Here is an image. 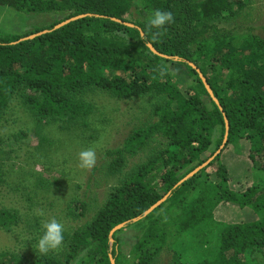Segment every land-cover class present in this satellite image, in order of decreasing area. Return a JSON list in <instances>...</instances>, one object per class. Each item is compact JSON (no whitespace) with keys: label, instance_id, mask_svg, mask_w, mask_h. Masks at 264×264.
Returning <instances> with one entry per match:
<instances>
[{"label":"trees","instance_id":"1","mask_svg":"<svg viewBox=\"0 0 264 264\" xmlns=\"http://www.w3.org/2000/svg\"><path fill=\"white\" fill-rule=\"evenodd\" d=\"M252 1L0 0L1 11L33 15L37 23L48 17L25 32L21 20L17 28L0 25V162L12 158L20 140L29 144V129L6 132L24 115L38 136V150L49 152L62 130L78 149L95 147L108 133V123L92 94L148 100V113L156 117L127 134L121 147L106 150L118 155L108 169L122 174L123 182L109 192L93 219L63 227L57 252L33 249L52 218L43 222V215L30 214V199L25 210L0 207V234L14 237L0 248V264H110L109 254L115 264H158L164 248L171 252L166 264H264V37L253 26H220ZM154 10L171 11L175 18L159 36L147 23ZM41 30L48 31L19 41ZM146 43L180 60L156 55ZM187 61L206 77L228 119L222 148L223 114ZM44 129L55 136L49 140ZM153 137L160 143L146 160L128 166L127 154L146 151ZM227 149L230 155L223 157ZM217 150L204 167L178 183ZM54 156L50 152L42 172L24 169L31 176H23L20 189L52 192L48 197L63 204V209L55 207L66 214H58V221L82 215L84 203H73L58 191L69 173ZM3 178L0 169V183ZM167 193L150 213L132 220ZM233 206L244 218L222 219ZM28 214L32 217L23 221ZM128 220L109 237L114 226ZM132 228L136 242L124 253L121 237ZM29 249L31 258L25 256Z\"/></svg>","mask_w":264,"mask_h":264},{"label":"rangeland","instance_id":"2","mask_svg":"<svg viewBox=\"0 0 264 264\" xmlns=\"http://www.w3.org/2000/svg\"><path fill=\"white\" fill-rule=\"evenodd\" d=\"M21 20V23L19 22ZM48 21V17L44 16L41 22L36 21V17L31 15L26 17L25 14L17 13L15 11H1L0 10V25L5 29H11L13 27L20 26L21 31L25 32L28 28L32 27L30 24L35 22L37 25L45 23ZM18 23H20L18 25ZM237 23V24H236ZM239 23V24H238ZM35 25V24H34ZM234 25H244L255 27L256 33L264 37V0H253L249 6L244 9L238 16H235L233 19L224 20L221 22L220 26L230 27ZM174 73H179L180 70L172 67ZM181 75V74H180ZM94 103L97 108V111L104 113L103 122L108 123V133H104L98 141L96 140V146L93 147L96 152V165L92 169H84L80 167L78 154L83 151V149H78V145L75 144L71 139H67L69 133L66 131H59L57 138H55L51 143L50 151L48 150H38V136L34 133L33 125L28 119L29 125L27 126L25 115L21 118V122L17 125H11L8 131H14L19 127L23 126L25 129H29L28 138L29 144H26V139L20 140L19 143H23L20 148L16 146L12 158L9 160H2L0 162V169L3 171L4 180L0 183V207H9L15 208L19 206L22 210H25L29 207L28 201L31 203V212L32 215H38L42 210L44 213V220L48 217L55 218L59 216L58 214L64 215L65 212L58 210L56 207H62L63 204H58L57 200L53 195L48 197V194L52 192H47L43 188H37V190L32 193L30 190L21 191L20 185L21 180L24 175V169L35 172H42L43 162L49 157L50 152L53 151L54 157L53 160H59L58 162L65 173H69V177L66 174L67 185L59 186L58 191L63 192V196L67 199H70L73 203H84L85 209L82 215L79 216H68L65 219L60 220L59 222L66 226L77 227L79 223L87 222L93 219L98 208L105 201V198L109 192L114 188L119 186L122 181V174L112 173L108 169V163L112 160H115L118 157L117 154L109 153L107 149H115L118 146H122V142L127 134L131 133L137 128H143L148 122V124L156 119L153 115H149L150 105L148 100L142 98H134L131 100H116L115 98L109 96L108 94H92ZM146 127V126H145ZM49 133L48 139L51 140L52 136H55L54 132L49 130H43ZM7 139V138H6ZM161 139V138H159ZM162 140V139H161ZM158 141L157 137H153L149 144L146 145V151L139 150L133 155L127 154V158L130 157L129 165H136L146 160L148 153L150 154L152 148L156 145ZM159 142V141H158ZM160 143V142H159ZM158 143V147L161 144ZM71 147H69V145ZM78 150H73V148ZM161 147V146H160ZM4 148V147H2ZM151 148V151H150ZM7 149V148H5ZM229 149L225 150L222 154L223 157H228L230 155ZM39 158V159H38ZM36 159V160H35ZM127 167V165H126ZM129 168V167H127ZM52 169V167H51ZM126 170V169H125ZM49 172V171H48ZM45 174V173H44ZM47 174V173H46ZM28 175L26 176L29 178ZM30 181V180H28ZM63 184V183H62ZM56 195V194H54ZM30 199V200H29ZM58 204V205H56ZM28 206V207H27ZM56 206V207H55ZM76 207L73 204V209ZM64 207H62L63 209ZM239 208L233 206L229 207L223 211L221 218L226 221H234L243 219L244 216L240 213ZM29 212V210H27ZM30 214L24 216L23 221L29 220ZM23 215V213H22ZM47 216V217H46ZM66 217V214L64 215ZM135 230L132 228L126 230L121 237L122 240V250L124 253H128L134 243L136 242ZM121 234V233H120ZM39 239V238H38ZM14 241V237L5 238L0 234V248L4 247L6 242ZM6 241V242H5ZM36 248V244L33 245V249ZM37 250V248H36ZM35 251V250H34ZM51 252H57V249L50 250ZM49 251V252H50ZM166 248H164L159 255L158 264H166L170 258V254ZM27 258H31L32 253L30 249L26 251Z\"/></svg>","mask_w":264,"mask_h":264},{"label":"clouds","instance_id":"3","mask_svg":"<svg viewBox=\"0 0 264 264\" xmlns=\"http://www.w3.org/2000/svg\"><path fill=\"white\" fill-rule=\"evenodd\" d=\"M175 22L174 15L171 11L154 10L148 18L149 29H156L155 35H161L166 30V26ZM134 25V24H133ZM164 75L163 71L160 73ZM81 168L92 169L96 165V152L94 148H87L78 154ZM39 215H44L41 210ZM64 241L63 225L52 218L43 225V233L39 237L36 248L41 254H47L50 250L57 249Z\"/></svg>","mask_w":264,"mask_h":264},{"label":"water","instance_id":"4","mask_svg":"<svg viewBox=\"0 0 264 264\" xmlns=\"http://www.w3.org/2000/svg\"><path fill=\"white\" fill-rule=\"evenodd\" d=\"M85 14H81V15H78V16H74V17H71V18H68L58 24H56L53 29L55 28H59L60 26L64 25L65 23H68L72 20H75L77 18H80V17H83ZM111 20H114L118 23H122V24H125L127 26H135L133 25L131 22H126V21H123L119 18H116V17H110ZM48 30H41V31H38L34 34H30L28 36H25V37H22L19 39V41H22V40H26V39H30V38H34L35 36H38L40 34H43V33H46ZM146 45L148 46V48L150 49V51H152L154 54L156 55H159L163 58H167V59H172V60H180L177 56H169V55H166V54H163V53H160L159 51H157L154 46L151 44V43H146ZM187 63L197 72L206 92L208 93L209 97L212 99V101L217 105L218 109L221 111V113L223 114V120H224V125H225V134H224V138H223V141H222V144H221V148L224 146L225 142L227 141V135H228V130H229V122H228V119L226 117V115L224 114V111H223V108L219 102V100L217 99V97L215 96L211 86L209 85L206 77L203 75V73L200 71V69L192 62L190 61H187ZM220 150H217L213 156H211L209 159H207V161H205L204 163H202L201 165H199L198 167H196L193 171L189 172L182 180H180L178 183L182 182L183 180L187 179L188 177L192 176L195 172H197L199 169H201L202 167H204L210 160H212L214 158V156H216L218 154ZM177 183V184H178ZM168 196V193L163 196L160 200H158L156 203H154L153 205H151L148 209H146L143 214L141 216H138L132 220H136L138 218H141L143 216H146L148 213H150L154 208H156L161 202H163L166 197ZM131 220H128V221H125V222H122V223H119L117 224L116 226H114L110 232H109V237L112 238V234L122 228L123 226H125L127 224V222H129ZM109 258H110V264H115V261H114V258L112 257L111 254H109Z\"/></svg>","mask_w":264,"mask_h":264}]
</instances>
